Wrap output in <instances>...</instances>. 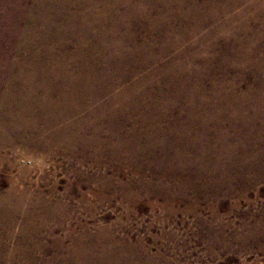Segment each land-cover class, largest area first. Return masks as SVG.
<instances>
[{
  "label": "bare ground",
  "instance_id": "bare-ground-1",
  "mask_svg": "<svg viewBox=\"0 0 264 264\" xmlns=\"http://www.w3.org/2000/svg\"><path fill=\"white\" fill-rule=\"evenodd\" d=\"M0 130V160L20 143L107 162L90 182L132 204L245 196L264 181V0H0ZM11 192L0 264H173L112 227L45 223L47 201ZM248 224L233 242L264 246V217ZM201 225L210 250L229 246Z\"/></svg>",
  "mask_w": 264,
  "mask_h": 264
},
{
  "label": "rangeland",
  "instance_id": "rangeland-1",
  "mask_svg": "<svg viewBox=\"0 0 264 264\" xmlns=\"http://www.w3.org/2000/svg\"><path fill=\"white\" fill-rule=\"evenodd\" d=\"M252 80L253 77L249 79L250 82ZM249 81L243 85L247 86ZM7 150L6 159L0 160V194L11 190V194L24 193L30 200L39 197L47 201L52 212L48 217L52 220L45 223L112 227L117 235L127 236L132 242H142L149 254L167 252L165 260L173 264H264V246L246 249L232 240L234 234L243 231L244 224L251 225L264 217V181L247 190L245 196L236 193L227 197L222 195L218 199L219 208L215 203L201 201L195 210L188 211L185 205H168L163 198H154L146 193L140 195L141 199L134 204L122 194L116 193L114 197L112 191L101 193V182L95 179L91 183L89 179L99 173L111 176L114 168L110 163L98 167L90 162H79L74 156L57 152L49 154L20 143L7 146ZM146 174L150 171L147 170ZM129 175L130 168L123 165L121 178L125 177L123 180L127 181ZM57 204L65 205L64 209L60 210ZM60 217L63 221L57 220ZM203 222L213 226L222 223L225 228L217 234L225 237L230 247L216 244L210 250L203 237ZM57 233L62 234L63 231ZM7 241L9 246L16 244L15 240ZM37 256L40 258L39 253ZM2 261L21 264L23 259L9 256Z\"/></svg>",
  "mask_w": 264,
  "mask_h": 264
}]
</instances>
